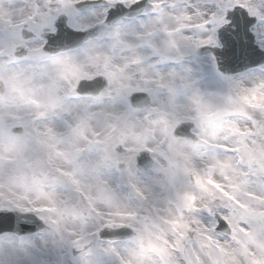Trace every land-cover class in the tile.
I'll use <instances>...</instances> for the list:
<instances>
[{"label": "snow or ice", "instance_id": "obj_1", "mask_svg": "<svg viewBox=\"0 0 264 264\" xmlns=\"http://www.w3.org/2000/svg\"><path fill=\"white\" fill-rule=\"evenodd\" d=\"M0 264H264V0H0Z\"/></svg>", "mask_w": 264, "mask_h": 264}]
</instances>
